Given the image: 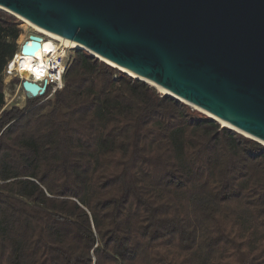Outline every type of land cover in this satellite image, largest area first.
Listing matches in <instances>:
<instances>
[{
  "label": "trees",
  "instance_id": "obj_1",
  "mask_svg": "<svg viewBox=\"0 0 264 264\" xmlns=\"http://www.w3.org/2000/svg\"><path fill=\"white\" fill-rule=\"evenodd\" d=\"M0 264H264V146L76 50L63 88L5 109Z\"/></svg>",
  "mask_w": 264,
  "mask_h": 264
},
{
  "label": "water",
  "instance_id": "obj_2",
  "mask_svg": "<svg viewBox=\"0 0 264 264\" xmlns=\"http://www.w3.org/2000/svg\"><path fill=\"white\" fill-rule=\"evenodd\" d=\"M0 10L264 146V0H0ZM42 41L29 37L20 54Z\"/></svg>",
  "mask_w": 264,
  "mask_h": 264
},
{
  "label": "bare ground",
  "instance_id": "obj_3",
  "mask_svg": "<svg viewBox=\"0 0 264 264\" xmlns=\"http://www.w3.org/2000/svg\"><path fill=\"white\" fill-rule=\"evenodd\" d=\"M21 20L25 22L28 25V27H30L31 29H33L43 37L47 38L48 40H43L41 42V49L36 52H33L30 56H22L20 52L16 54L14 56V60L12 61V63L11 61L9 62L11 63L8 64V68H10V71L7 72L8 74L11 71L18 72V78L21 82L27 81L35 84L41 83L42 85L47 87V85H49L52 80H56L58 76L61 77V75H57L56 72L53 73V71L59 59L63 57L65 49H68V47L75 49H82V48L68 41L59 39L48 32L42 31L23 19ZM53 41L58 42L61 45H56L53 43ZM150 85L154 89H156V91H158L159 93L163 95H169L163 89L152 84ZM221 124L224 127H229L224 123ZM229 128L233 129L231 127Z\"/></svg>",
  "mask_w": 264,
  "mask_h": 264
},
{
  "label": "rangeland",
  "instance_id": "obj_4",
  "mask_svg": "<svg viewBox=\"0 0 264 264\" xmlns=\"http://www.w3.org/2000/svg\"><path fill=\"white\" fill-rule=\"evenodd\" d=\"M0 11H2V10H0ZM2 12H4V11H2ZM4 13H6V12H4ZM6 14H8V13H6ZM15 19H17V21H19V23H20L19 28L21 30V35L19 36L18 40L15 42V45L17 47V54L20 51L21 45L25 41H27L29 39V37H31V36L40 37V38H42V40H48L47 38L43 37L42 35H40L36 31H34L30 27H28V25L25 22H23L20 18H15ZM53 43L56 44V45H61L58 42H54L53 41ZM76 50L77 49L71 48V47H68V49H65L64 58L61 60V62L63 64H66L67 61L70 60L73 52L76 51ZM80 51H84V50H80ZM60 52H62V51H60ZM13 60H14V57L11 60V63H12ZM11 63H9V64H11ZM7 71H10V68H8V65H7V67H6L5 71H4V74H3L5 109L11 108V107H16V106L19 107V108H23L25 106V104H26V96H25V94L23 93V91L21 89V81L18 78V72H16V71H13L12 72L11 71L8 74ZM160 95L164 96L161 93H160ZM48 98H49V96H48ZM191 110L192 111H196V112L200 113L201 115L206 116L202 112H199L198 110H195V108H191ZM206 117H208V116H206ZM214 122L217 123V124H219L220 127H224L221 123H219L217 121H214ZM231 131L233 133L238 134L237 132H235L233 130H231Z\"/></svg>",
  "mask_w": 264,
  "mask_h": 264
},
{
  "label": "built area",
  "instance_id": "obj_5",
  "mask_svg": "<svg viewBox=\"0 0 264 264\" xmlns=\"http://www.w3.org/2000/svg\"><path fill=\"white\" fill-rule=\"evenodd\" d=\"M19 52H20V51H19ZM64 54H65V53H64ZM64 54H63V57L60 58L59 61L57 62V64L55 65V67H54V71H53V73L56 72V74H57V75H61V77L58 76V78H57L56 80H52V81L50 82V84L47 85V87L45 86V87H46V91H45V93H46L47 91H49V94L47 95V97H46L45 100H47V99L53 97L54 94H55L56 92L61 91L62 88H63V76H64V72H65L66 64H63V63L61 62V60L64 58ZM37 85H39L40 87L44 86V85H42L41 83H40V84H37ZM48 96H49V98H48Z\"/></svg>",
  "mask_w": 264,
  "mask_h": 264
}]
</instances>
